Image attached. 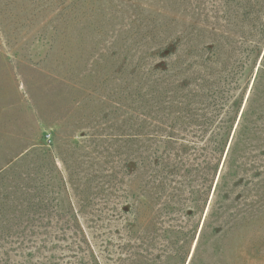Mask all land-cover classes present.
I'll return each instance as SVG.
<instances>
[{
	"label": "rangeland",
	"instance_id": "rangeland-1",
	"mask_svg": "<svg viewBox=\"0 0 264 264\" xmlns=\"http://www.w3.org/2000/svg\"><path fill=\"white\" fill-rule=\"evenodd\" d=\"M220 2L0 0V264H229L237 235L207 230L190 262L202 215L180 258L186 239L141 195L180 78L228 55L207 46L222 41ZM245 47L229 62L227 145L249 96L250 119L264 118V86L251 94L264 44L258 58Z\"/></svg>",
	"mask_w": 264,
	"mask_h": 264
},
{
	"label": "trees",
	"instance_id": "trees-1",
	"mask_svg": "<svg viewBox=\"0 0 264 264\" xmlns=\"http://www.w3.org/2000/svg\"><path fill=\"white\" fill-rule=\"evenodd\" d=\"M220 1L209 13L219 20L211 29L222 41L212 40L207 46L217 50L229 45L228 55L223 59L216 52L208 58L215 67L213 72L210 67L204 70L193 65L189 70L193 73L191 80L180 78L173 96L175 105L161 109L158 146L145 158L141 195L147 209L158 215V226L178 234L183 242L186 239L180 246V258L188 255L185 246L195 238L203 215L190 262L197 258L205 232L210 230L237 235L234 257L227 256L226 263L254 264L260 256L256 252L264 251V118L260 115V123L250 119L249 96L227 145L230 129L225 123L230 105H224L232 96L229 62L237 51L236 44H247L243 56L255 54L258 58L261 54L264 0ZM262 74L264 52L253 79L252 95L264 86ZM217 88L223 89L219 98ZM221 245L227 250L226 244Z\"/></svg>",
	"mask_w": 264,
	"mask_h": 264
},
{
	"label": "water",
	"instance_id": "water-1",
	"mask_svg": "<svg viewBox=\"0 0 264 264\" xmlns=\"http://www.w3.org/2000/svg\"><path fill=\"white\" fill-rule=\"evenodd\" d=\"M218 176V175H217ZM216 179H217V177H216ZM216 179H215V182H216Z\"/></svg>",
	"mask_w": 264,
	"mask_h": 264
}]
</instances>
